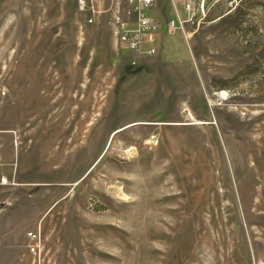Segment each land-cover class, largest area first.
<instances>
[{"label":"rangeland","instance_id":"1","mask_svg":"<svg viewBox=\"0 0 264 264\" xmlns=\"http://www.w3.org/2000/svg\"><path fill=\"white\" fill-rule=\"evenodd\" d=\"M237 4L134 59L125 0H0V161L33 217L0 264H264V0Z\"/></svg>","mask_w":264,"mask_h":264},{"label":"crops","instance_id":"2","mask_svg":"<svg viewBox=\"0 0 264 264\" xmlns=\"http://www.w3.org/2000/svg\"><path fill=\"white\" fill-rule=\"evenodd\" d=\"M186 0H154L153 6L148 11V15L156 22L160 23V29L155 34L159 39L166 35L165 23L168 19L179 18L182 15L183 3ZM180 19V18H179ZM160 32V33H159ZM168 34V33H167ZM153 38L156 39V38ZM18 158V157H17ZM4 160V159H2ZM12 161H0V178H5V182L0 181V229L4 227L6 230L12 229L16 225L17 220L31 219L32 215L28 214L26 210V194L19 191V187H29L30 182L20 180L18 166L20 161L18 159ZM9 180V181H8ZM21 190V189H20ZM5 221L7 224H2Z\"/></svg>","mask_w":264,"mask_h":264},{"label":"built area","instance_id":"3","mask_svg":"<svg viewBox=\"0 0 264 264\" xmlns=\"http://www.w3.org/2000/svg\"><path fill=\"white\" fill-rule=\"evenodd\" d=\"M125 1L129 4L130 10L128 12L131 14L133 25L128 27L124 21L119 23V43L133 53L134 59L142 54L154 53L155 49L148 46L146 43L148 39L154 37L160 29V23L154 21L148 15V11L153 6L154 0ZM203 3L204 0H186L183 3V10L188 14L193 15L198 11V8L200 10L203 9ZM181 23L180 19H168L165 23L166 30L168 32H173L176 27L181 25ZM5 180V178L0 179L1 182H5ZM28 235H32V233H29Z\"/></svg>","mask_w":264,"mask_h":264},{"label":"trees","instance_id":"4","mask_svg":"<svg viewBox=\"0 0 264 264\" xmlns=\"http://www.w3.org/2000/svg\"><path fill=\"white\" fill-rule=\"evenodd\" d=\"M246 0H238V4L237 6H239L240 4H243Z\"/></svg>","mask_w":264,"mask_h":264},{"label":"bare ground","instance_id":"5","mask_svg":"<svg viewBox=\"0 0 264 264\" xmlns=\"http://www.w3.org/2000/svg\"><path fill=\"white\" fill-rule=\"evenodd\" d=\"M223 93H224V92H222V94H223ZM171 228H172V227H171ZM210 228H211V227H210ZM210 228H209V229H210Z\"/></svg>","mask_w":264,"mask_h":264}]
</instances>
